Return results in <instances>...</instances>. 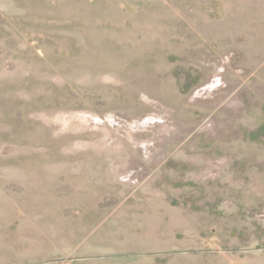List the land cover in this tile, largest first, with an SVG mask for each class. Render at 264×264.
<instances>
[{
	"label": "rangeland",
	"instance_id": "rangeland-1",
	"mask_svg": "<svg viewBox=\"0 0 264 264\" xmlns=\"http://www.w3.org/2000/svg\"><path fill=\"white\" fill-rule=\"evenodd\" d=\"M0 264H264V0H0Z\"/></svg>",
	"mask_w": 264,
	"mask_h": 264
}]
</instances>
